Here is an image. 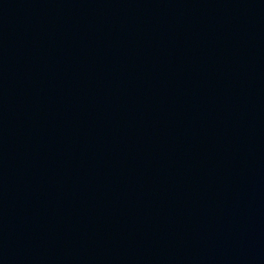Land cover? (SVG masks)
<instances>
[{
  "label": "water",
  "instance_id": "1",
  "mask_svg": "<svg viewBox=\"0 0 264 264\" xmlns=\"http://www.w3.org/2000/svg\"><path fill=\"white\" fill-rule=\"evenodd\" d=\"M0 264H264V0H0Z\"/></svg>",
  "mask_w": 264,
  "mask_h": 264
}]
</instances>
